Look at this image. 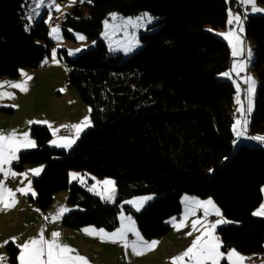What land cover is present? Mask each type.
<instances>
[{"label": "trees", "instance_id": "trees-1", "mask_svg": "<svg viewBox=\"0 0 264 264\" xmlns=\"http://www.w3.org/2000/svg\"><path fill=\"white\" fill-rule=\"evenodd\" d=\"M264 6V0H256ZM28 0H0V76L17 77L50 55L53 41L42 18L28 26ZM147 12L159 17L156 32H140L143 47L123 57L111 54L100 37L111 11ZM236 0H78L61 22L64 38L83 32L94 42L75 58L66 48L58 58L68 79L88 105L91 125L68 150L50 147L51 131L33 124L37 147L21 151L13 167L42 164L32 179L33 200L46 210L55 193L68 191L76 205L62 225L113 229L121 211L131 214L145 239L165 235L167 219L182 209L184 194L210 196L229 222L217 228L222 251L246 255L264 249V217L253 215L263 199L264 148L233 149V83L220 75L231 66L229 44L214 30L224 29ZM245 36L252 42L251 63L257 75L260 110L249 115L248 131L264 133V15H248ZM111 178L116 191L110 202L77 181L70 172ZM155 194L141 210L125 198ZM8 264H16L18 247L5 246ZM221 264H229L226 259Z\"/></svg>", "mask_w": 264, "mask_h": 264}, {"label": "crops", "instance_id": "crops-1", "mask_svg": "<svg viewBox=\"0 0 264 264\" xmlns=\"http://www.w3.org/2000/svg\"><path fill=\"white\" fill-rule=\"evenodd\" d=\"M236 1H238V6H240L242 10L244 9L245 12L249 13L252 12V5L245 6L241 2V0ZM255 6L257 7V5ZM230 27H232V25H230ZM28 77H31V79H28ZM13 84L25 85L27 87V91H21L20 88L13 87ZM0 93L11 94L10 96H0V131L9 133L12 130H16L18 139H23V133H28V139L35 142L34 138L31 135L32 125H44L47 126L51 131V138L48 141V145L50 147L67 150L69 148L60 146L62 143L60 138L65 136L58 135L57 131L54 135L53 131L58 129L64 121L70 122L71 125H76L80 124L87 117L90 122L88 126L83 127V130L78 135L75 132L73 136H66L68 138H75L76 142L80 134L91 125L89 107L81 99L77 90L71 85L68 79L67 64H65L58 58L57 53L55 54L54 61L53 51L50 52V55L44 60L41 65L37 67L21 69L17 77L8 78L6 76H0ZM29 121H38L40 123L30 124L28 123ZM44 121H47L48 123H43ZM53 141H55V143H53ZM74 144L75 143H73L72 146ZM36 147L37 145L35 142V147L21 148L17 153V157L21 151L34 149ZM16 160H13L10 164L3 165V168L6 172L16 173L15 176L9 174L15 177V184L7 185L6 183H4V186L8 189H11L13 193L18 192L17 189L27 190L29 185L31 190L27 191V194H22L20 192L21 197L20 199H17L15 197L16 203L14 207L0 210V245H3L0 246V258H2L0 259V264H8V257L5 248L6 244H4L5 241L12 242L10 238L16 237L17 239L13 243H15L18 247V245H23L31 238L37 237L38 233L41 231V228L44 229V236L46 239H50L51 232H60V242L76 249L80 255H83L88 259L89 264H99L100 262L103 264H140L139 261L141 258L137 255L132 254L131 247L126 249L123 246V242L118 241L116 243H113L107 239L101 240L99 236L88 235L81 231V229L90 228L95 230L104 229L105 232L112 233L115 232L118 228H121L122 225L129 224V219H127V216L119 214V223L113 229H106L96 226H82L75 228L66 227L62 225L61 221L62 216L68 211L65 212L60 219L52 220V216L57 213L59 207L63 206L70 211L77 208V206L71 205L67 202V193L63 191L61 193H58L57 196L54 197V200L49 208H47L46 210H40L36 202L33 200L34 189L32 185V179L33 177L41 174L43 165L28 164L19 171L13 167V164L16 162ZM33 169H41V171L38 175H34L31 171ZM0 175L5 176V173L0 172ZM87 176L89 178V182L94 181V177L90 175ZM71 177L72 176L70 175V182H74L75 179H72ZM88 188L91 189L90 187ZM91 191L99 195L100 197H104L100 193L94 192L92 189ZM114 197L115 196H113L112 200H108L106 197L104 199L113 202ZM195 197L196 196H182V210L184 209V204H188V206L190 207L191 201ZM147 200L148 199H143L142 201L146 202ZM19 209H23L24 211L19 214ZM122 212L123 211H121L120 213ZM45 217H48V219H45ZM216 217V219H200L202 223L206 225H211L216 221H222L221 223L217 224L216 228L214 229L215 236L217 228L229 222L227 219H222L219 216ZM181 219H183L182 215L179 216V219H175V222L179 223ZM183 220L185 221V226H182L179 231L181 233H184L186 237V233L192 231L191 222L196 219ZM168 224L169 229H173L174 232L178 231L173 226V219H170ZM133 226L135 230L139 232L135 225ZM198 227L200 226L198 225ZM201 231H203L202 228ZM192 234L195 239L197 235H200V231H193ZM183 237L181 234V239L177 240L176 242L179 243L180 241H182V239H185ZM126 239L129 244L137 240L136 236L132 232L126 233ZM164 240L165 241H163L162 251L160 253L147 251L144 256L141 255L144 264H171L172 257L179 255L189 247L180 245L178 249L174 250V253H172V255L168 250L169 248L167 246L166 239ZM169 241H171V239H169ZM20 251L21 249L20 247H18L16 264H20L18 259L20 256ZM230 251L231 248L227 249V251L225 252H222L228 253ZM98 253H100L99 256ZM238 254L245 258H247L248 256L241 252H239ZM145 255H147L148 257H146ZM225 259L227 260V258ZM186 261L187 258H185V262ZM242 264H264V249L261 253L256 255V259L254 261L246 262L245 259Z\"/></svg>", "mask_w": 264, "mask_h": 264}, {"label": "snow or ice", "instance_id": "snow-or-ice-1", "mask_svg": "<svg viewBox=\"0 0 264 264\" xmlns=\"http://www.w3.org/2000/svg\"><path fill=\"white\" fill-rule=\"evenodd\" d=\"M83 2V0H81ZM241 2L245 5H252L251 11L252 12H261L264 11V9H259L255 6V0H241ZM70 3H75V0H70ZM39 7V4L37 5ZM56 10H60L59 5H55ZM114 15V14H113ZM233 19H235L237 24L241 23L240 16H232L230 13V19L228 21L229 24L233 23ZM240 31H243V28H240ZM59 27H53L51 29L50 35L58 34ZM224 36L226 40L229 41V44L232 47V55L238 56L240 55V44L241 40L240 38L234 33H223L221 34ZM77 39L83 40L84 37L81 35H77ZM130 51L131 49H127ZM75 51H80L79 49H76ZM55 54L56 49H53V59L55 61ZM73 51L69 50V55H72ZM249 56H251V53L249 51ZM246 65L244 63H234L232 67V72H235L239 74L240 72H243ZM225 77H229L230 73L225 72L222 74ZM28 79H31V77H28ZM245 82L248 84V107L247 112H252V101L251 96L254 92L255 87V81L252 79L251 76H248L245 80ZM13 87L20 88L21 91H27V87L22 84H13ZM237 91L239 92V87H237ZM3 95H11L8 93H0V96ZM237 103H241L239 96H237ZM91 111V109H89ZM238 112L243 113L244 109L243 106L241 108L237 109ZM28 123H40L38 121H29ZM43 123H48L47 121H44ZM89 120L86 117L84 121H82L80 124L72 125V128L75 130L77 135L83 130V127L88 126ZM247 125L248 120H237L236 123L233 125V131L235 132L237 137L243 136L244 132L246 131V127L244 129H239V126ZM61 127H67L66 125H62ZM58 131V129L53 131V134L55 135V132ZM252 140L260 141L264 143V136H255V137H249ZM62 143L60 146L65 148H70L73 143H75V138H68V137H61L60 138ZM55 143V141H53ZM235 143V141H234ZM35 147V142L28 139V133H23V139L17 138L16 130H12L9 133H4L3 131H0V172H4L5 175H13L15 176L16 173H10L6 172L3 168V165L10 164L13 160H16L17 153L20 151L21 148H30ZM34 175H38L41 169H33L31 170ZM73 178L77 177L79 174H70ZM84 181L81 180V183ZM103 184L105 187V193L106 198L108 200H112L114 194H115V188H114V182L111 180H105L103 181ZM95 187V186H93ZM30 185L26 189H17V191L21 192L22 194H27V191H30ZM35 195V193H33ZM105 198V197H102ZM141 201L143 199L147 198H139ZM16 203L15 200V193L12 192L11 189H8L4 186L3 180H0V210H4L7 208L14 207ZM127 203L135 204L136 201H128ZM190 207L186 209L185 215H194L196 209H203L204 216L207 217L210 214V209L214 211L215 215H220V211L216 206L214 205L213 201L211 199L207 201H199L196 199H193L191 201ZM137 210H139V207H137ZM69 211L68 209L64 208L63 206L59 207L57 213L52 216V220L60 219L61 216ZM253 215H264V204L261 205L260 210L257 212H254ZM45 219H48V217H45ZM129 224L128 225H122L121 228H118L115 232L107 233L104 229H90L85 228L81 229L82 232L88 235H96L99 236L101 240H109L113 243H116L118 241L123 242V246L127 249L131 247L132 254L133 255H143L147 251H151L155 248V246L159 243L158 241H151L146 242L142 240V237L140 236L139 232H137L134 228V226L131 223V218L129 217ZM222 221H216L212 223L211 225H206L202 223L200 219L193 220L191 222V229L192 231H189L186 233V236H191L193 231H200V235H197L195 239L192 241L191 245L182 253L179 255L171 258V264H221V260L227 258L229 261V264H242V262L247 259L240 254L236 253L235 250H231L228 253H224L221 251V244L218 241V237L214 235V229L216 228V225L221 223ZM198 225L200 227H198ZM173 226L179 231L182 226H185V221L181 219L179 223L175 222V218H173ZM201 228L203 231H201ZM132 232L137 240L133 241L131 244L126 239V233ZM60 236L61 233L58 231H53L50 234V239H46L44 236V229L41 228V231L38 233L37 237L31 238L29 241H26L23 245H18L20 247V256H19V262L20 264H89V261L86 257L83 255H80L76 249L72 248L71 246L67 244H63L60 242ZM16 237H11L10 240L12 242L16 241ZM9 241H5L4 244H7ZM142 242V243H137ZM3 246V245H0ZM185 258H187V261L185 262ZM234 258V259H233ZM2 259V258H0Z\"/></svg>", "mask_w": 264, "mask_h": 264}, {"label": "rangeland", "instance_id": "rangeland-1", "mask_svg": "<svg viewBox=\"0 0 264 264\" xmlns=\"http://www.w3.org/2000/svg\"><path fill=\"white\" fill-rule=\"evenodd\" d=\"M76 2H78V0H75V3ZM75 3H70V0H28V7H27V11H26V18L28 20V26H33L38 20H40V18H42L43 21L47 24V26L49 28V38L53 41V46L51 48V51H53V49H56V53H58L57 52L58 49L64 47V48H66L68 55H69V50L73 51V54L69 55L70 58H75L83 50H86L87 48L92 47L94 44V42L89 40L83 32H79V31L72 32L74 35V38H75L74 40H68V39L64 38L62 33H61V22H62L63 18L65 17V14L67 13V11ZM38 4H39V7L37 6ZM55 5L60 6L59 11L56 10ZM243 5H245V4H243ZM255 5H257V8H259V9H264V6L257 3L256 0H255ZM230 13L232 14L233 17L236 15H239L241 23L237 24L235 19H233V23L229 24L228 21L230 19ZM248 15H264V11L259 12V13L258 12L249 13V12H245L244 9L242 10L240 7V11H230L228 13L227 23H226V27L224 29L214 30L211 27H209V29L213 33H215L217 31L218 35L221 36L222 39L225 40L228 44H229V41L226 40L224 38V36L221 34L234 32L241 40L240 55H238V56L232 55V47L229 44L230 50H231L230 54H231L232 60H231V66L225 72L230 73V76L229 77L223 76L222 74L225 72H223L220 75V77L222 79H227V80L231 81L235 87V94H234V99L232 102V118H233L232 123H231L232 131H233V125L236 123L237 120L247 119L248 123H249L250 122L249 115L251 116L252 113L255 112V110H257V111L260 110V104L256 101L257 75L251 68V63L255 57V51L253 49V45H252L251 40L245 36V19L247 18ZM158 21H159V17L151 16L147 12H142V13L137 14V15H123V14L113 10L103 20L102 31H101L100 37L106 42L108 49H109V52L111 54H121L123 57H127V56L133 54L134 52H136L137 50H139L143 47L144 43L141 42V40L139 38V33L140 32H151V33L156 32L160 26L159 23L157 24ZM230 25H232V27H230ZM57 26L59 27L58 34L50 35L51 29L53 27H57ZM241 27L243 28V31H240ZM77 35L83 36L84 39L83 40L77 39ZM61 41H63V42H61ZM62 44H65V45H62ZM129 48L131 49L130 51L127 50ZM76 49H79L80 51H75ZM249 51L251 53V56H249ZM234 63H244L246 65L244 71L240 72L239 74L232 72L231 70H232ZM248 76H251L252 79L255 81L254 92L252 93V96H251V101H252V112L251 113L247 112L248 84L245 82V80ZM237 87H239V92L237 91ZM237 96H239L241 103H237ZM242 106L244 109L243 113L238 112L237 109L241 108ZM245 127H246V131L244 132L243 136L237 137L235 132L233 131V134H234L233 149L236 150L242 144L249 146V147L259 146V147L264 148V143H262L260 141L252 140L249 138V137H255V136H264V133L251 134L248 131V124L246 126L241 124L239 126V129L242 130ZM57 133H58V131H57ZM74 134H75V131H74ZM74 134L62 135V136H73ZM58 135H60V134H58ZM234 141H235V143H234ZM71 174H79L77 177H75V178L71 177V178L75 179V181H77L79 184H81L82 186H84L86 188L90 187L94 192H98L101 195H103L104 197H106V193H105V187L106 186L103 184V181H105V180L113 181L111 178H97L96 176H94L93 174H91L89 172L82 173V172H78V171H71ZM87 175L94 177V181L89 182V178ZM14 179H15V177H14ZM0 180H2V179H0ZM81 180H83L84 182L81 183ZM14 184H15V180H14ZM93 186H95V187H93ZM91 189H89V190L91 191ZM63 191L65 193H67L66 195L68 197V191L67 190H61V191L55 193L54 197H56L58 193H61ZM262 192H263V199L260 202V204L254 209L253 213L260 210L261 205L264 204V186L262 187ZM185 195L189 196V197L195 196V195L191 196V194H184L183 196H185ZM114 196H115V194H114ZM67 197H66V200H67ZM155 197H156L155 194L134 195V196L125 198L122 201V204L131 205L136 210H137V207H139V210H141L145 206V204L154 200ZM139 198H147L148 200L146 202H144V201H141ZM194 199H197L199 201H207V200L211 199L213 201L214 205L216 206V208L219 209L220 215H215L214 211H212L210 209V214L207 217H205L204 213H203V209H196L194 215H187L186 216L185 212L189 206H188V204H184V209L183 210L181 209L182 211L177 216H172V217L168 218L167 221L169 222V220L173 219V218L179 219L180 215L183 216V219H216L217 218L216 216H219L222 219H225L222 215L220 207L217 205V203L210 196H207V197L196 196ZM128 201H136V203L135 204L127 203ZM67 202H68V200H67ZM181 204H182V202H181ZM182 208H183V205H182ZM120 215L127 216V219L130 217L131 223H133V225H135V227L138 229L136 222L134 220V217L131 214H126L125 212H122V213H120ZM255 216L264 217V215H255ZM186 230H188V229H186ZM138 231H139V229H138ZM139 233H140V231H139ZM215 233H216V237H218L219 243L221 244V240L219 238L217 231ZM181 234H182V237L184 235L183 238L186 239L187 236L185 237L184 233H181L180 231L174 232V230L171 228L168 230V232L165 235L159 236L156 238L145 239L142 237L141 233H140V236L142 237V240L146 241V242L158 241L159 243L151 251H154V253H160L162 251L163 241H165L164 239H166V241H167L168 248L174 247V250L178 249V247H180V245L181 246H190V244L192 242L189 244L182 245V243L185 239H182V241H180L179 243L176 242L177 240L181 239ZM169 239H171V241H169ZM193 240H194V237L192 234V241ZM231 250H235L236 253H239L233 247L231 248ZM173 253H174V251H173ZM145 254H146V252H145ZM143 256H144V254H143ZM145 256L148 257L147 255H145ZM139 257L141 258L139 261L140 264H144L142 256L140 255Z\"/></svg>", "mask_w": 264, "mask_h": 264}, {"label": "built area", "instance_id": "built-area-1", "mask_svg": "<svg viewBox=\"0 0 264 264\" xmlns=\"http://www.w3.org/2000/svg\"><path fill=\"white\" fill-rule=\"evenodd\" d=\"M62 125H66L67 127H60L58 129V134H60V135H72V134H74V129L72 128L71 124L68 121H65ZM0 179H2L7 185H13L14 180H15L14 177L11 175H7V176L6 175L5 176L0 175ZM15 197L17 199H20V197H21L20 192H16ZM22 212H23V209L18 210L19 214H21ZM191 242H192V235L187 236L186 239L183 241L182 245L189 244ZM173 251H174V247H170L169 252L172 254ZM99 255H100V253H98V256ZM255 259H256V255H248L246 262H251V261H254ZM99 264H103V263H99Z\"/></svg>", "mask_w": 264, "mask_h": 264}, {"label": "water", "instance_id": "water-1", "mask_svg": "<svg viewBox=\"0 0 264 264\" xmlns=\"http://www.w3.org/2000/svg\"><path fill=\"white\" fill-rule=\"evenodd\" d=\"M115 194H116V191H115Z\"/></svg>", "mask_w": 264, "mask_h": 264}, {"label": "bare ground", "instance_id": "bare-ground-1", "mask_svg": "<svg viewBox=\"0 0 264 264\" xmlns=\"http://www.w3.org/2000/svg\"><path fill=\"white\" fill-rule=\"evenodd\" d=\"M41 64H42V63H41ZM41 64H40V65H41Z\"/></svg>", "mask_w": 264, "mask_h": 264}]
</instances>
